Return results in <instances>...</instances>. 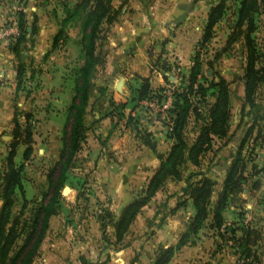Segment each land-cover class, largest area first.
<instances>
[{"label":"crops","instance_id":"1","mask_svg":"<svg viewBox=\"0 0 264 264\" xmlns=\"http://www.w3.org/2000/svg\"><path fill=\"white\" fill-rule=\"evenodd\" d=\"M78 1L48 0L39 6L38 0H0V30H17L16 12H20L24 14L27 22V32H30L29 26L36 27L37 33L33 44L38 46L40 52L46 53L50 50L52 37L58 30V23L64 17V7H72ZM194 4V0H113L112 2L114 8H120V15L106 33L105 62L97 67L96 73L97 71L100 73L101 86H105L108 80L118 78L117 83L122 82L121 88L120 91H116L114 87V91L120 95L126 92L128 99L121 102L122 117L119 116L117 119L114 114L105 117L103 122L108 123L107 125L105 123L104 135L96 134L89 140L88 147L91 151L89 155L92 153L94 155L88 157L87 163L92 165L91 175L99 190L98 199L101 201L102 198L107 197L106 207L114 215L115 221L122 208L145 187L148 179L158 168L157 156H165L171 145V141L166 138L167 118L161 119L156 113L159 106L155 98L149 101L138 100L137 92L145 79L149 80L151 96L157 95L160 88L170 87L165 81L166 77L169 83L177 86L178 79L172 73L173 67L180 66L181 77L188 76L196 44L202 36L200 26L193 27L192 16L197 8ZM209 7L207 6L204 11L203 23ZM77 24L80 27V23ZM161 38H168V42L163 44ZM13 41L10 37L0 38V143H10L13 139L12 119L15 110L23 111L25 114L30 112L35 104L42 107L49 104L45 103L44 98L39 102L33 101L35 93H31L30 97L23 101L20 92L22 88L17 92V60L10 50ZM25 50L20 58L26 65L25 74H27V71H30L27 56L31 50L29 51L28 48ZM162 50L164 54L155 61L152 51L162 52ZM162 61L167 65H170L168 62L173 63L170 65V72H163L160 69L159 64ZM81 65L80 59L77 69ZM242 76L243 74L238 75L241 79ZM31 78L32 75L25 77L24 83L32 85L29 82ZM57 80L61 82L60 77ZM225 80L230 83L229 80ZM53 81L52 78L48 83ZM231 86L232 84L229 85L232 110ZM262 87L264 88V84ZM104 88L96 86L92 102L95 103L97 94L103 92L106 95ZM61 89L56 96L54 94L56 89L45 88L40 91V95L50 94L53 91L52 106L59 112L65 106H70L67 103L69 92ZM99 89L102 91L100 92ZM236 89L239 105L236 119L232 122V117L230 118V140L228 142L214 140L219 147L215 150L211 148L203 156L198 168L188 164L183 180L179 182L168 180L163 189L141 209L120 244L114 243V227L110 224L106 233L112 246L102 245V234L96 216L89 218V225H86V216H79L78 229L73 231V237L70 236V231L65 230L62 223L52 216L39 255L33 264H37V261H41V264H152L158 247L175 246L194 215L190 200L182 192L185 187V177L192 172H202L216 180V190L220 191L226 170L234 159L243 132L249 127L253 129L252 135L242 152L245 156L247 151L251 156L245 171L246 179L242 183L241 191L232 196L228 202L223 217L226 225L236 223L235 228L244 226L259 232L260 237L252 246L255 261L239 260L236 246L231 241L223 243L217 238L215 231L205 226L192 239V243L175 252L168 264H236L240 261L242 264H264V199L261 197L264 193V183L260 179V173H257L264 164V138L254 140L256 130L264 124V119L262 120L264 93L257 96V105L249 112V109L243 106V81L237 84ZM92 102L86 110V118L90 115L91 117L98 115L95 107H92ZM210 102H213V99L210 98ZM258 115L260 118L255 120ZM99 117L103 116L99 115ZM53 118L64 120V115L61 113L47 115V119ZM19 119L23 120V117ZM111 122L127 124L135 133V138H131L129 133L113 130L108 125ZM161 140L168 143L166 150L160 151ZM147 141L154 146V149L146 145ZM4 147L7 156L9 145ZM23 151L24 149L20 151L18 147L14 160ZM87 155L85 152L84 156ZM259 179L261 181L259 189L253 190L252 184ZM181 200L186 201L185 206L170 213ZM61 222H64V219ZM240 236L241 233L236 231L234 237L238 239Z\"/></svg>","mask_w":264,"mask_h":264},{"label":"trees","instance_id":"2","mask_svg":"<svg viewBox=\"0 0 264 264\" xmlns=\"http://www.w3.org/2000/svg\"><path fill=\"white\" fill-rule=\"evenodd\" d=\"M228 1L217 0L209 7L202 28V36L196 48L201 50L212 40L214 28L224 18ZM235 1V22L227 38L226 46L220 50L218 55L226 53L235 43L242 44L245 59L242 76L243 106L247 107L250 112L256 107L257 92L264 84V52L257 49L252 37L257 28L256 17H264V0ZM112 2L113 0H79L72 7H64V17L58 23V30L52 37L50 50L45 53V56H49L63 45L68 38L67 29L72 24L80 23L78 44L82 65L75 72L74 95L67 109L69 130L59 159L47 175V192L36 204L29 220L22 219L24 206L17 214L13 208L14 196L17 192L22 194L23 166H16L14 163L17 148L20 145L26 146L22 153L25 161L28 160L31 152V132L27 128L24 131L21 129L19 117H23L24 121L28 122L31 114L14 111L13 139L9 143V151L5 158L6 170L0 177V264H33L39 255L43 238L49 227V220L58 211V202L67 173L75 168L77 156L85 142L86 110L94 99L97 67L105 62L106 54L102 46L106 33L117 22L120 15V8H114ZM16 22L18 36L10 45V50L17 60L16 90L18 92L22 88L26 71V65L20 58L21 52L27 42L33 44L37 30L36 27L29 26L30 32H27L28 25L22 13L17 14ZM192 63L188 76L182 77L178 86L169 83L166 77L165 81L170 87L160 88L157 95L151 96L149 80L145 79L137 92L138 100L149 101L155 98L158 106L165 103L168 98L171 99L169 108L165 111L168 122L166 138L171 141V145L165 156H157L158 168L148 179L145 187L122 208L116 221L108 207L96 215L102 240L107 247L112 246L106 233L110 224L114 227V243L120 244L141 209L154 198L157 192L163 189L168 180L175 182L183 180L186 166L190 164L198 168L203 156L211 150L214 140H227L228 142L231 138L229 137L230 83L213 71L210 63H206L208 69L203 70L204 61L199 51L194 54ZM159 65L163 72H170L171 66L165 61L160 62ZM99 91L102 90L99 89ZM210 98L213 102H210ZM92 103L94 107V102ZM119 107L123 110L122 106ZM119 116L122 117V113ZM257 118L260 116H256L255 120ZM190 126L196 131V136L192 141H189L187 137ZM252 130L249 127L243 132L234 159L226 170L220 191L216 190V180L202 172H192L185 177V187L182 192L190 200L194 215L175 246L158 247L152 264H168L175 252L188 243H192V239L205 226L215 231L217 238L223 243L231 241L238 249L239 260L252 259L255 261L252 246L259 239V232L244 226L235 228L236 223L226 225L223 217L228 202L232 196L241 191L242 183L246 179L245 171L251 159L247 155L244 156L242 152L244 145L252 135ZM263 138L264 124L256 130L254 140H263ZM146 145L154 149L149 141ZM261 172L262 169L257 171V173ZM260 182V179L254 181L253 190L259 189ZM214 196L216 197L213 200ZM185 204L186 201L181 200L170 213L184 207ZM23 205L26 203L24 202ZM236 231L241 233L238 239L234 237Z\"/></svg>","mask_w":264,"mask_h":264},{"label":"rangeland","instance_id":"3","mask_svg":"<svg viewBox=\"0 0 264 264\" xmlns=\"http://www.w3.org/2000/svg\"><path fill=\"white\" fill-rule=\"evenodd\" d=\"M38 1L39 6H42L43 4H45L44 2H47L48 0ZM216 2L217 0H197L195 2L194 5L197 6V8L194 12V15L192 16L194 18L193 27L200 26V28L202 29L204 25V11L207 9V6L214 5ZM235 11L236 1L229 0L223 20H221L214 28L212 40L203 49L200 50L196 48L195 50V53L198 51L200 52V57L204 61V71L208 69L206 63H210L212 65L213 71H216L220 76L229 80L230 84H232V122L234 121V119H236V113L239 105L236 86L237 84H241L242 81L241 77L239 78L238 75L243 74L245 65L244 51L242 44L238 42L230 46L226 53L221 55L218 54L220 53V50L226 46L227 38L232 31V27L234 25L236 17ZM18 13L20 12H16V14ZM256 25L257 28L252 37L255 41L257 49L260 52H264V17L257 16ZM79 28V24H72L67 29V35L69 36H67L68 38L66 39V41L63 43V45L59 46L58 49L50 53L49 56H45L44 52H40L38 46L29 43L23 47L21 52L20 57L23 56L26 48H28L29 51L31 50L29 52V56H27V63H29L28 66L30 71H27V74H25L24 78L30 77V75H32V78L29 79V82L32 83V85H27L23 82V85L25 86H22V91H20L21 98H23V101H25L30 97L31 93H35L33 101L39 102L40 100L42 101L45 99V103H49L45 104L43 107L42 105L38 106L39 104H35L29 110L30 112H28L29 114H31V119H29L28 122H25L24 118L23 120L19 119L22 125L21 129L24 131V129L27 128L31 132V152L29 154L28 160H23L22 153H19L14 160L16 166H23L21 172L22 194L17 192L14 196L13 208L15 214H17L24 206V216L22 219H31L33 209H35L36 204L47 192V175L49 173V170L59 159L60 153L63 149V142L69 130L68 113L66 111L68 106H65L61 110V112H59L52 106L53 102H51V95H53V91L50 94L44 95H40V91L44 90L45 88L56 89L57 91L54 93L56 96V94L59 93L58 90H60L61 88L67 90V92H69V101L67 100V103L70 104L72 100L71 98L74 94L73 87L75 70L79 66L81 59L80 46L78 44L80 39ZM168 38L170 37L168 36ZM168 38H161L162 43L166 44L168 42ZM106 44L107 34L105 42L102 46V50L104 52H106ZM162 54H164L163 50L162 52L152 51V57L153 59H155V61L158 58H161ZM171 62L168 63H170V65H173V63ZM63 68L65 70H63ZM233 73H235L234 76ZM64 76L67 77V82ZM177 76L178 75L176 74L174 75V77ZM181 76L182 74L180 71L179 76L177 77V86L179 81L182 79ZM59 77L61 79L60 83L59 80H57ZM100 77V73L99 71H97L94 81L98 88L105 87L104 89L106 91V95L104 93L97 94L94 107L96 112H98V115L96 117H91L90 115L86 118L85 142L82 144L81 152L78 154L79 156H77L78 158L75 163V168L67 173L66 181L61 190V196L58 202V211L54 215V218L62 223L64 229L70 231L69 233H71L70 236L72 237L73 231L78 229L79 216H86V225H89V218H94L103 209H105L106 205L108 204L107 197L102 198L101 201L98 199L99 190L96 188V185L94 184L95 181L93 180L91 175L92 165L91 163H87L89 162L88 157L94 155V153L89 155L91 151H89L90 147H88V144L93 135H104L106 131L105 123L106 125L108 123L103 122L105 117H110L114 114L116 118L119 119V115L120 113H122L119 106L122 105L121 102L123 100L128 99V94L126 92L125 94L120 95L119 93L114 91V87L119 80L118 78L115 77L113 80H108L105 86H101L100 84L102 79H100ZM52 78L54 79V81L52 83H48V81ZM63 80L65 81L63 82ZM262 86H260L259 90H261L260 92L258 90L257 96L264 93V88ZM158 109L156 112L157 114L159 113ZM55 113H61V115H64V120H57V118L47 119V115ZM21 114H24V112L21 111ZM99 115L103 117H99ZM94 119L96 120L94 121ZM118 122L116 124H114L115 122H111V124L109 123L108 125H110V127L117 132L120 131L121 133H129V136L131 138H135V133L131 131L130 126H128L127 124L123 125L121 122L119 124ZM195 136V128L190 126L187 131V137L189 141H192ZM0 145H2L0 147L1 177V174L6 170V148L4 146L6 145V147H8L9 142H1ZM167 146L168 143H166V141L164 140H161V144L159 146L160 151L166 150ZM218 147V143L214 141L212 144V149L215 150ZM22 149H26V146L20 145L19 150L21 151ZM85 152L86 155L88 154L87 157L84 156ZM245 152L246 155L251 158V156L249 155L250 153L247 151ZM95 163L96 161H94V165ZM64 188H67V190L63 191ZM24 202L26 203V205H23ZM62 219H64V222H61ZM102 245H105L103 240ZM36 263L41 264V261H37Z\"/></svg>","mask_w":264,"mask_h":264},{"label":"built area","instance_id":"4","mask_svg":"<svg viewBox=\"0 0 264 264\" xmlns=\"http://www.w3.org/2000/svg\"><path fill=\"white\" fill-rule=\"evenodd\" d=\"M17 36H18L17 30H11V29L0 30V38L10 37L11 40H14ZM179 72H180V66L173 67L172 73L179 76ZM170 102H171V99L168 98L165 103H163L161 106H159V109H158L159 113L158 114H159L161 119H166L165 111L169 108ZM261 181L264 183V164L262 166ZM236 264H242V262L240 261V262H237Z\"/></svg>","mask_w":264,"mask_h":264},{"label":"water","instance_id":"5","mask_svg":"<svg viewBox=\"0 0 264 264\" xmlns=\"http://www.w3.org/2000/svg\"><path fill=\"white\" fill-rule=\"evenodd\" d=\"M121 84L122 82L119 81L116 85H115V90L116 91H120V88H121ZM67 190V188H64L63 191ZM261 197L264 199V193H262Z\"/></svg>","mask_w":264,"mask_h":264}]
</instances>
